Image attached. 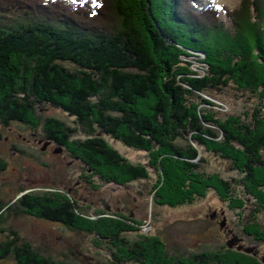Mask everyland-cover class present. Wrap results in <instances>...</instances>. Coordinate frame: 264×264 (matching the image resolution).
<instances>
[{
	"label": "trees",
	"instance_id": "16d2710c",
	"mask_svg": "<svg viewBox=\"0 0 264 264\" xmlns=\"http://www.w3.org/2000/svg\"><path fill=\"white\" fill-rule=\"evenodd\" d=\"M110 1L0 0V140L2 127L22 123L42 129L107 182L150 180L152 168L158 205H192L213 190L231 208L243 210L251 200L263 212L264 0L225 7L230 24L216 7L194 0H113L114 11ZM223 91L250 106L224 114L217 109ZM47 105L76 126L45 116ZM108 138L147 152L149 164L133 163ZM208 155L237 176L207 172ZM11 202L0 199V259L15 264L53 261L2 226L12 213L90 235L112 264H264L225 246L170 253L158 236L131 239L136 219L106 212L91 219L64 192Z\"/></svg>",
	"mask_w": 264,
	"mask_h": 264
},
{
	"label": "rangeland",
	"instance_id": "374dc122",
	"mask_svg": "<svg viewBox=\"0 0 264 264\" xmlns=\"http://www.w3.org/2000/svg\"><path fill=\"white\" fill-rule=\"evenodd\" d=\"M197 6H214L221 18L230 24L225 7L234 10L241 0H194ZM113 0L110 1V9ZM195 55L204 57L202 52ZM224 114L238 112L251 102L237 99L236 94L223 91L218 94ZM45 116H54L76 126L75 120L60 109L44 106ZM264 109V108H263ZM4 138L0 140V199L12 203L26 193L64 192L77 199L82 212L91 219L126 215L136 219V231L130 232L131 239L140 235L160 237L167 244L170 253H196L214 251L227 246L230 238L223 231L221 222L226 217V226L236 229L239 237H247L245 247L258 246L264 259V211L257 213L256 204H247L243 210L230 207L217 192L211 190L205 198H199L192 205L178 207L161 206L154 201V184L157 175L153 172L150 180H140L131 185L107 182L101 175L89 173V167L70 156L54 144H50L42 129L38 132L22 123L2 127ZM78 137H82L81 135ZM109 142L135 164H149L147 152L130 148L121 141L108 138ZM185 143L184 140H180ZM46 147L45 149H43ZM207 172H218L226 178L237 176L221 158L208 155ZM3 164L5 167L3 168ZM103 199L106 203L103 202ZM110 210H107V207ZM103 211V212H102ZM110 213V214H104ZM4 211L3 214H5ZM215 214V215H214ZM2 215V214H1ZM212 215H214L212 217ZM252 225V226H251ZM258 225L261 233L252 232ZM3 227H13L53 264H112L110 252L100 248L90 235L69 229L60 222H52L25 214H10ZM252 233V234H251ZM2 234V236H6ZM251 235L252 237L248 236ZM262 241V243L257 242ZM238 250L235 248H229ZM251 254L257 257L258 253ZM239 251V250H238ZM242 252V251H241ZM257 253V254H256ZM262 259V261H263ZM264 262V261H263ZM0 264H15L12 257L0 259Z\"/></svg>",
	"mask_w": 264,
	"mask_h": 264
},
{
	"label": "water",
	"instance_id": "95a60500",
	"mask_svg": "<svg viewBox=\"0 0 264 264\" xmlns=\"http://www.w3.org/2000/svg\"><path fill=\"white\" fill-rule=\"evenodd\" d=\"M204 54V53H203ZM44 147L43 149H45ZM103 202L106 203V201L103 199ZM107 210H110V207H107ZM215 215V214H214ZM212 215V217L214 216ZM226 225V217H224L223 221L221 222L222 228H224ZM244 239L239 237L237 234L233 236L232 239H230L227 243V246L229 248H237L239 251H244L245 253H252L255 250V247H245L243 244H240ZM255 252V251H254ZM257 254V253H256ZM264 261V260H263Z\"/></svg>",
	"mask_w": 264,
	"mask_h": 264
},
{
	"label": "flooded vegetation",
	"instance_id": "af4514ba",
	"mask_svg": "<svg viewBox=\"0 0 264 264\" xmlns=\"http://www.w3.org/2000/svg\"><path fill=\"white\" fill-rule=\"evenodd\" d=\"M50 144H52L53 142L52 141H48ZM61 150L62 149H60V152H61ZM129 186V185H128ZM127 186V187H128ZM129 188V187H128ZM223 231L226 233V235H227V237L228 238H230V239H232L233 238V236H235L236 235V229H232V228H230V227H228V226H226L225 225V227L223 228ZM248 236H250V237H252L251 235H248ZM241 238H243L244 240L240 243V244H245L246 245V240H247V237H241ZM229 239V240H230ZM257 242H260V243H262V241H258V240H256ZM257 249H256V251H257V253H258V255H257V257H260V249H259V247L258 246H255ZM263 259V258H262ZM264 260V259H263Z\"/></svg>",
	"mask_w": 264,
	"mask_h": 264
}]
</instances>
